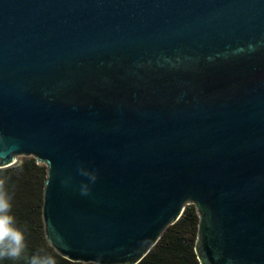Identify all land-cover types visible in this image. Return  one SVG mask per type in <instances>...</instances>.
Instances as JSON below:
<instances>
[{"label":"water","instance_id":"95a60500","mask_svg":"<svg viewBox=\"0 0 264 264\" xmlns=\"http://www.w3.org/2000/svg\"><path fill=\"white\" fill-rule=\"evenodd\" d=\"M20 156L68 260L137 264L192 204L200 264H264V0H0Z\"/></svg>","mask_w":264,"mask_h":264},{"label":"trees","instance_id":"16d2710c","mask_svg":"<svg viewBox=\"0 0 264 264\" xmlns=\"http://www.w3.org/2000/svg\"><path fill=\"white\" fill-rule=\"evenodd\" d=\"M46 174V166L37 164L33 157H26L12 166L0 169V178L6 180L5 187L12 198L11 214L15 217L16 226L25 233L26 257L43 249L55 256L57 264H95L68 260L48 243L42 219ZM198 221L195 206L187 205L180 218L165 229L158 242L137 264H200L194 249ZM0 264L27 262L25 258L3 259Z\"/></svg>","mask_w":264,"mask_h":264},{"label":"clouds","instance_id":"9594fccd","mask_svg":"<svg viewBox=\"0 0 264 264\" xmlns=\"http://www.w3.org/2000/svg\"><path fill=\"white\" fill-rule=\"evenodd\" d=\"M81 173L90 177L92 182L96 179L95 175L89 176L83 170ZM5 185L6 180L0 178V260H20L25 258L27 264H57L55 256L43 249L26 257L27 243L25 233L16 226L15 217L11 214L12 198ZM82 194H89V189L86 185L82 188Z\"/></svg>","mask_w":264,"mask_h":264},{"label":"rangeland","instance_id":"374dc122","mask_svg":"<svg viewBox=\"0 0 264 264\" xmlns=\"http://www.w3.org/2000/svg\"><path fill=\"white\" fill-rule=\"evenodd\" d=\"M25 158H26V157L20 156V157H18L17 162H20V161L24 160Z\"/></svg>","mask_w":264,"mask_h":264}]
</instances>
